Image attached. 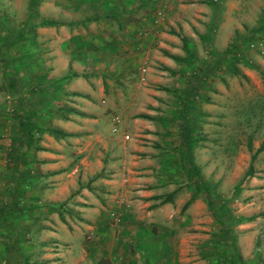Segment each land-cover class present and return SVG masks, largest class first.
I'll return each instance as SVG.
<instances>
[{
    "label": "rangeland",
    "instance_id": "rangeland-1",
    "mask_svg": "<svg viewBox=\"0 0 264 264\" xmlns=\"http://www.w3.org/2000/svg\"><path fill=\"white\" fill-rule=\"evenodd\" d=\"M97 1L39 0L36 13L39 17L68 23L66 32L71 35L102 32L94 22L87 23V26L84 24L90 22L88 19L92 17ZM224 3L227 5L221 7L219 22H228L227 27L222 30L223 35L215 46L209 44L207 48L218 52L225 51L236 34L243 36L248 30L261 26L264 17V0H224ZM162 5L166 4L159 3V6ZM28 6L29 0H0V21L7 28L22 25L28 16ZM69 27L74 28L70 30ZM40 29L43 28L36 29L34 36L27 41L23 54L17 44L10 52L23 59L20 72L30 77L31 84L53 85L57 80L52 75L53 64L57 61V67H61L59 73L63 72L64 67V25L53 28L52 33H38ZM192 45L199 58L209 59L199 40ZM239 58L248 60L254 68L250 69L244 63L238 64L243 76L230 75L225 69L210 73L191 111L192 116L199 120L195 132L200 138L199 141H192L193 163L200 169L203 180L215 187L214 197L224 204L229 216L224 218L227 226L219 225L206 206L204 193H198L193 182L187 180L185 138L183 134L180 135L179 125L159 121L161 118L170 121L174 118V109L178 106L175 90L185 86L182 78L178 76L174 81L168 77L165 85L148 83L142 86L157 91L153 93L155 105L149 107L145 104L128 109L121 107L122 98H134L141 91L140 88L123 97H120V93H109L106 98L101 96L95 99V109H89L88 113L77 108L78 101L65 98L64 91L54 95L49 93L54 107L76 108L88 119L84 121L82 119L85 118L71 115V122L75 124L68 126L72 134L84 135L68 142L76 148L75 153L84 152L90 165L85 166V174L81 171L80 181L77 180L79 187L81 184L97 186L94 178L100 170L96 161L106 158L103 163L105 170H102L109 178L111 175L113 183H107L104 187L107 193L103 192L106 196H103L101 205L88 206L104 212V234L110 231L116 239L109 242L107 235L94 234L98 228L97 213L89 218L69 214V218L64 220L63 202L60 208L56 205L62 217L57 212L48 213V210L45 211L47 213L40 212L41 215L27 214L36 220L33 224L25 220L27 234L22 249L28 264L59 259L58 255H53L57 253L53 250L58 248L54 244H62L64 225L70 233H75L79 249L82 246L87 255L86 264H109L101 253L112 247L119 249L125 246L127 239L122 237L124 230L134 231V228H149L153 233L159 231L160 236L172 233L166 239L172 245L171 252L166 255L171 258L170 263L166 260L168 264H234L232 260L235 257H239V264H264V31L256 33L255 41L242 49ZM87 72L90 74L93 70L88 69ZM4 73L0 66V202L10 178L12 165L8 162L7 153L15 128L14 115L19 98L9 87L8 76ZM85 81L90 80L86 78ZM162 88L170 89L172 93ZM148 95L152 97L150 93L145 94ZM94 114L104 118L101 132L97 131L99 128L91 120ZM143 114L159 119L154 123L138 118L142 124H135L133 120L137 119L136 116ZM63 121L57 116L45 120L47 126L64 131L61 125ZM94 130L100 135L99 139H96ZM46 136L49 135L39 137L38 146H41V142L45 146L50 144ZM57 143L58 147L54 148L64 155V139ZM106 150L110 152L107 157ZM254 153L253 176L244 179ZM34 165L38 163L33 162ZM241 181L243 183L237 187ZM48 182L62 190L64 175L57 179L51 177ZM169 194L172 201L163 204ZM91 201L92 197H88L87 202ZM46 228L48 231L45 232ZM59 228H62V232ZM53 232L61 233L60 241L53 239ZM2 233L0 225V264H5ZM227 242L233 250L230 260L226 252ZM97 251H101L100 255H97ZM122 260L128 263V255Z\"/></svg>",
    "mask_w": 264,
    "mask_h": 264
},
{
    "label": "crops",
    "instance_id": "crops-1",
    "mask_svg": "<svg viewBox=\"0 0 264 264\" xmlns=\"http://www.w3.org/2000/svg\"><path fill=\"white\" fill-rule=\"evenodd\" d=\"M223 5H227L224 0H171L165 6L162 5V7L164 6V19L155 23V10L159 6L156 0H98L97 5L94 4L93 9H96L93 10L91 17L97 19L84 24L87 26V23L94 22L98 26V30L102 32L93 31L89 34L71 35L68 31L66 32L69 24L64 22L63 72L59 73L61 67H57L56 61L53 64L52 75L56 79L69 74L73 75L64 83V97L78 101L77 108L83 110L84 113H88L89 109H95V99H99L101 96L106 98L109 93H120V97H123L124 94H131L139 88L141 91L134 98H130V100L122 98V109L143 107L144 104L148 107L154 106L153 93H157V91L155 88L144 89L142 86H146L148 83L165 85V82H168V77L174 81L177 80L179 75L172 77L163 68L177 72L182 70V67L169 57L184 55L178 35L184 36L194 43L200 41L201 36L211 31L209 33L212 39L210 45L215 46V42L221 39L222 30L227 27L228 23L219 22ZM53 28L56 27H45L38 30V33H52ZM72 28L74 27H69L70 30ZM106 30L107 33H105ZM88 69H92L93 72L87 74ZM86 78L90 81L86 82ZM78 86L80 87L77 88ZM144 93H150L152 97L150 98L149 95L147 97ZM74 109L76 110V108ZM76 112L77 114L72 116L85 118L82 119L84 121L88 120L83 116L84 113L79 110ZM143 115L155 118L149 114ZM72 116L70 115L68 119L61 122L64 133L68 135L64 138V155L54 148L58 147L57 141L63 139L56 140L50 136H46L50 140V147L41 144V142L42 147L39 146L41 150H31V157L34 162L38 163L32 167V170L38 174L39 179L35 186L29 187L27 195L30 196V200L37 201L39 204L64 202V220L69 218V214L89 218L97 213L98 228L94 234L102 233V236H108L109 242H115L116 238L112 232L107 230L108 234H104V220L106 219L104 212L94 209V206H88L91 204L101 205L103 196H106L103 192L107 193L104 187L107 183L108 185L113 183L111 175L109 178L103 172L105 170L103 163L106 162V158L96 161L100 170L97 177L94 178V183L97 186L81 184L79 187L80 173L82 171L85 174V166L89 167L90 165L88 157L83 154L84 152L75 153L76 148L68 142L84 136L83 134H72L69 130L68 126L74 123L71 122ZM138 116L133 122L142 124L140 119L143 118L138 119ZM91 118L99 128L97 131L101 132L103 116L94 114ZM149 121L154 122V120ZM122 124H124L123 121ZM94 135L96 139H99L100 135L95 130ZM108 154L110 155V152L106 150L105 157ZM103 168L104 170H102ZM63 175L62 190L54 188V185L48 182L51 177L57 179ZM88 197H92L90 203L87 202ZM61 229L59 228L60 231ZM133 230H124L122 237L128 240H126L125 246L119 249L112 247L104 250L103 253L97 251V255L101 253L109 264H168L166 260L170 263L171 258L166 255L171 252L172 245L166 239L172 234L171 232L160 236L159 231L153 233L149 228H134ZM44 231L46 232L48 229L46 228ZM51 235L55 241H60L61 233L53 232ZM74 237L75 233H70L64 225V238L62 237L64 240L62 239V244H54L58 248L53 250V252H57L53 255H58L59 259L45 260L35 264H86L87 255L82 246L79 249L76 237ZM126 255L129 258L128 263L122 260ZM118 259L119 261H117Z\"/></svg>",
    "mask_w": 264,
    "mask_h": 264
},
{
    "label": "trees",
    "instance_id": "trees-1",
    "mask_svg": "<svg viewBox=\"0 0 264 264\" xmlns=\"http://www.w3.org/2000/svg\"><path fill=\"white\" fill-rule=\"evenodd\" d=\"M39 0H29V12L25 22L18 27L7 28L4 22L0 21V66L2 71L8 76V85L15 93L19 95L16 113L14 115L15 128L11 135V145L7 153L8 162L11 163L10 178L3 192V199L0 202V225L2 227L3 240L2 246L4 250L5 264H28V259L24 257L22 243L26 240V226L25 220L31 221L33 224L36 221L27 215L31 213L32 216L41 215L47 211L48 213H59L62 217L60 208L63 204H39L37 201L30 200L27 195L30 186H35L39 177L33 172V158L30 155L31 150H41L37 145L39 137L47 134L55 139H64L68 135L64 131L47 126L45 122L48 118L56 117L62 120L68 119L69 115L77 114L74 108L64 106L63 108L54 107L51 103V96L48 94H57L63 91V84L71 79L73 75L69 74L65 77L55 80V84H48L46 86H38L31 84L30 77L23 75L20 72V65L24 63L23 59L17 58L11 54V49L14 45H19L20 53L23 54V48L27 46V41L34 36L36 29L45 27L63 26L64 23L55 21L49 18L39 17L36 13V8ZM97 18H89V21ZM264 31V17L262 25L248 30L246 35L236 34V38L229 44L227 49L223 52L215 51V49H207L211 43V37L208 31L200 37V42L203 44L204 50L209 56L208 60L201 59L197 55L196 48L192 45L190 39L180 36L182 51L184 55L169 56L175 63L182 67V71H173L168 68H163L172 77L179 75L183 84V88H176L178 106L174 109V118L171 121L168 118H161L162 123L171 122L178 124L180 135H184V145L186 147L185 174L188 182H193L194 188L198 193H204V200L208 210L215 217L216 221L221 227L227 226L224 218L229 217L224 204L219 202L214 197V186L204 181L200 169L193 163L192 155V141H199V135L196 134V127L198 119L192 116L193 106L196 103L197 94L204 89L210 73H215L217 70L225 69L230 75L243 76L238 64L244 65L250 69L254 67L248 60L239 58L243 48L248 47L255 41L256 33ZM26 51H29L26 49ZM240 55V56H239ZM37 68V67H36ZM4 73V74H5ZM166 92L172 93L170 89H163ZM58 114V115H57ZM138 118L146 120H158L159 118H150L145 115H140ZM170 125V124H169ZM179 132V133H180ZM251 150V143L248 144ZM256 153L251 157V165L246 172L245 178L253 176V162L255 161ZM198 182V184L196 183ZM241 181L237 187H239ZM156 199V198H155ZM158 199V198H157ZM172 196L169 194L164 200V203H170ZM219 202V203H218ZM44 205V207H41ZM41 212V213H40ZM45 212V213H47ZM42 213V214H43ZM29 224V223H28ZM226 243V252L229 253L230 260L233 254L232 245ZM233 244V241H232ZM231 255V256H230ZM239 257L232 260L234 264H239Z\"/></svg>",
    "mask_w": 264,
    "mask_h": 264
},
{
    "label": "built area",
    "instance_id": "built-area-1",
    "mask_svg": "<svg viewBox=\"0 0 264 264\" xmlns=\"http://www.w3.org/2000/svg\"><path fill=\"white\" fill-rule=\"evenodd\" d=\"M171 0H158V3L160 4H166L169 3ZM162 6H158V9L155 12V23H157L158 21L163 20L164 17V11L161 8ZM117 218V217H116ZM119 221V218L116 219V222Z\"/></svg>",
    "mask_w": 264,
    "mask_h": 264
}]
</instances>
